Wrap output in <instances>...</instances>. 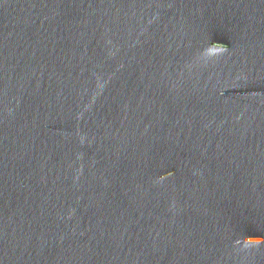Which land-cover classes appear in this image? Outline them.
Returning a JSON list of instances; mask_svg holds the SVG:
<instances>
[{
	"label": "water",
	"instance_id": "1",
	"mask_svg": "<svg viewBox=\"0 0 264 264\" xmlns=\"http://www.w3.org/2000/svg\"><path fill=\"white\" fill-rule=\"evenodd\" d=\"M0 264H264V0H0Z\"/></svg>",
	"mask_w": 264,
	"mask_h": 264
}]
</instances>
